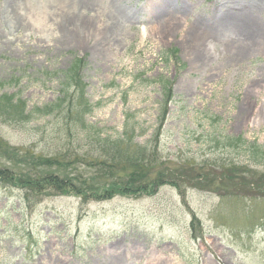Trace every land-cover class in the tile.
I'll return each instance as SVG.
<instances>
[{"label":"rangeland","instance_id":"obj_1","mask_svg":"<svg viewBox=\"0 0 264 264\" xmlns=\"http://www.w3.org/2000/svg\"><path fill=\"white\" fill-rule=\"evenodd\" d=\"M14 1L0 0V91L52 101L57 71L85 56L87 119L116 137L130 114L150 134L168 107L155 170L190 178L106 198L33 189L52 155L86 174L72 150L99 149L74 144L61 114L0 117V164L15 176L0 181V264H264V195L196 178L234 163L264 172V0H93L74 16L73 0Z\"/></svg>","mask_w":264,"mask_h":264},{"label":"trees","instance_id":"obj_2","mask_svg":"<svg viewBox=\"0 0 264 264\" xmlns=\"http://www.w3.org/2000/svg\"><path fill=\"white\" fill-rule=\"evenodd\" d=\"M171 55L177 60L176 48H170ZM88 64L85 56L75 55L68 68L59 69L61 87L58 89L59 95L52 101L37 104L29 107L25 98L15 92L0 91V117L11 122H28L32 117H46L49 115H59L64 118V127L67 134L73 140L78 137V147L87 146L99 152L87 151L78 152L76 148L72 151L77 162H81L92 173L84 174L77 170L74 174L68 172L70 162L64 163L59 160L58 153L46 159L44 165L48 167L41 173L39 170H31L33 175L30 186L38 189L52 187L58 191H70L83 195V197L106 198L117 193L140 194L149 191L156 183L173 182L178 183L183 178H190L189 175L180 173L173 169L168 175L155 170L157 163L164 164L160 155V135H162L164 122L167 119V111L156 119L152 132L147 134L148 127L143 126L140 121L135 120L127 114L124 126L116 137L104 132L87 119V115L94 109L95 104L90 100L86 92L87 82L84 81L83 69ZM162 76V75H161ZM159 78V77H158ZM156 81V77L154 78ZM162 81V80H161ZM161 86H162V82ZM2 82L0 81V85ZM163 90H171L168 81L164 82ZM171 94L166 95L162 104L168 105ZM59 117V118H60ZM140 130V132H138ZM139 134L148 135L147 139L139 142L136 138ZM243 141L240 137L232 138ZM1 140V139H0ZM77 140L74 138V144ZM262 151L264 152V148ZM29 151V150H28ZM60 155L65 156L62 152ZM210 171V170H208ZM198 171L196 178H225L224 180H235L236 187H241L251 192H260L264 195V172L258 171L254 167L240 165L225 166L224 170L218 172ZM227 171V172H225ZM151 173L156 175L152 179ZM241 177L243 180H237ZM15 176L10 168L0 164V181ZM259 178V179H258ZM104 185L93 186L89 182H101ZM223 180V179H222ZM257 182V183H255ZM80 183V184H79ZM46 185V186H43ZM109 184V185H106ZM97 190H102L98 192Z\"/></svg>","mask_w":264,"mask_h":264},{"label":"bare ground","instance_id":"obj_3","mask_svg":"<svg viewBox=\"0 0 264 264\" xmlns=\"http://www.w3.org/2000/svg\"><path fill=\"white\" fill-rule=\"evenodd\" d=\"M19 1V0H16L13 2L12 6L14 4H16V2ZM74 1V9L72 10V16L76 15L75 13L76 12H85V11H89V10H93L95 7H94V4L95 2L93 0H73ZM76 11V12H74ZM78 21V19H77ZM0 23L2 24L3 22L1 21V17H0ZM79 23H81L80 25L81 28H87V29H84V30H88L89 31V27H91L92 23L91 21H86V20H83V19H80ZM124 259V256H117L116 258H114V261H113V264L115 263H118L119 261L123 260Z\"/></svg>","mask_w":264,"mask_h":264}]
</instances>
